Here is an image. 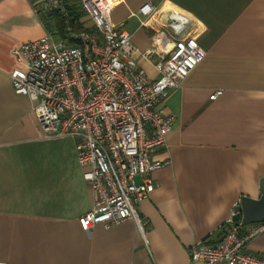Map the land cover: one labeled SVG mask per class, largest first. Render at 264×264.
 <instances>
[{"label": "crops", "instance_id": "1", "mask_svg": "<svg viewBox=\"0 0 264 264\" xmlns=\"http://www.w3.org/2000/svg\"><path fill=\"white\" fill-rule=\"evenodd\" d=\"M146 4L157 15L143 23L137 13ZM169 11L190 20L187 31L205 56L166 99L175 121L153 159L169 164L152 174L154 187L138 206L147 226L126 221L85 232L78 219L91 209L92 193L76 141L42 138L32 102L15 94L9 77L12 51L47 35L46 26L32 0H0V264H191L190 249L216 244L242 197H260L264 0H120L110 21L145 52ZM135 58L158 77L155 56ZM216 91L222 94L210 100ZM247 251L264 257V233Z\"/></svg>", "mask_w": 264, "mask_h": 264}, {"label": "built area", "instance_id": "2", "mask_svg": "<svg viewBox=\"0 0 264 264\" xmlns=\"http://www.w3.org/2000/svg\"><path fill=\"white\" fill-rule=\"evenodd\" d=\"M119 2L32 0L47 35L12 51V88L32 102L41 137L76 141L77 163L92 193L91 209L78 219L85 232L95 226L107 230L126 221L140 229L147 226L138 206L154 187L152 174L169 164L153 159L154 152L166 148L175 121L166 99L205 56L197 34L187 31L190 20L173 11L162 21L151 48L139 52L123 24L110 21ZM137 15L145 23L157 15V8L146 4ZM83 17L90 27L83 24ZM137 55L157 58L155 80L138 66ZM221 94L216 91L209 99ZM238 206L216 244L203 241L190 249L191 264H264V257L247 251L264 233V223L242 227L232 222Z\"/></svg>", "mask_w": 264, "mask_h": 264}, {"label": "water", "instance_id": "3", "mask_svg": "<svg viewBox=\"0 0 264 264\" xmlns=\"http://www.w3.org/2000/svg\"><path fill=\"white\" fill-rule=\"evenodd\" d=\"M232 222L245 227L250 224L264 223V179L260 182V197L256 200L242 197L239 201L238 213Z\"/></svg>", "mask_w": 264, "mask_h": 264}, {"label": "trees", "instance_id": "4", "mask_svg": "<svg viewBox=\"0 0 264 264\" xmlns=\"http://www.w3.org/2000/svg\"><path fill=\"white\" fill-rule=\"evenodd\" d=\"M66 1V3H76V4H78L79 2H80V0H65ZM73 10H74V12H75V16L77 17V18H80L82 15L76 10V8H73ZM57 26H58V29H61L60 28V22H58L57 23ZM61 34L63 33V31L62 32H60Z\"/></svg>", "mask_w": 264, "mask_h": 264}, {"label": "rangeland", "instance_id": "5", "mask_svg": "<svg viewBox=\"0 0 264 264\" xmlns=\"http://www.w3.org/2000/svg\"><path fill=\"white\" fill-rule=\"evenodd\" d=\"M60 28H61V25H60ZM56 40V39H55ZM56 42V41H55Z\"/></svg>", "mask_w": 264, "mask_h": 264}]
</instances>
